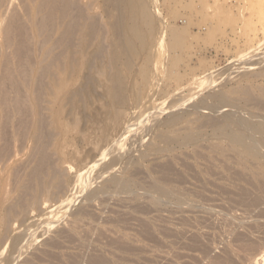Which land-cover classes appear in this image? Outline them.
I'll use <instances>...</instances> for the list:
<instances>
[{
    "label": "rangeland",
    "instance_id": "374dc122",
    "mask_svg": "<svg viewBox=\"0 0 264 264\" xmlns=\"http://www.w3.org/2000/svg\"><path fill=\"white\" fill-rule=\"evenodd\" d=\"M7 1L8 0H0V6H1L0 8H2L3 11L7 10V11H4V13L7 12L5 13L6 16H4L5 17L4 23L3 25L2 23L0 24V101L3 100V102H1L0 105L5 103L4 105L0 106V107H3V109L0 108L1 110L0 112L3 111L2 118L0 115V125L2 124L0 129L3 130V131H0V136L2 135L1 137H3L4 136L3 134H5L6 131L7 132L4 138L9 137V134H7L9 132L12 133L15 130H17V132L14 134L12 133V135L10 136V137L13 136V138L15 137L14 139L16 141L13 138L12 139L14 141L12 142L10 141L12 140L10 138H9L10 140H7L8 138L6 139L2 138L3 142L6 140L4 142L5 144L7 143V141H9V143H7L6 145L4 144L6 146L5 148L4 146L0 145L1 146L0 156H2L3 152H4L3 154L6 153L5 157L2 156L4 157V159L6 158V160L7 158H9L8 156H10V153L12 156L14 155L12 153L14 151H15L14 152L15 154L19 150H20L19 151L20 153L21 152L23 153L24 151H26L24 149L27 146L29 150L34 148V147H30L32 143V141L30 140L32 138H30L29 141L28 139L30 135L31 137L34 135L33 134L35 130L34 126H36L35 123L38 126L39 121L37 122L36 120L37 118L39 119V116L37 117L36 115L38 114L35 113L36 118L32 117L34 116V114L32 115L34 111L38 113L37 111L38 109H35V107L37 108V105L34 104L35 106L33 107L34 110H32L31 108L33 105L32 103L33 102L36 103L35 100L38 99L36 95H38L37 93L38 91L40 92V90H37V89L35 90L34 89L35 87H30V85H34V83L29 81L28 76L30 77L33 76L37 79L38 77L36 76H41L40 75L41 73L43 74V71L41 68V62H38L39 63L38 64L36 61V60L41 59V57L39 58V55L41 56L40 54L41 51H39V49L40 50L42 49L40 45L41 43H38V41L42 42V40H40V38H38L36 35L37 34V27H36L37 23L35 22L34 24V22L31 20V17L29 16V11H28V8L30 9L29 6L33 5V2L32 0H15V1L11 0L12 3L10 4L11 1L9 0V3H7ZM180 1H181L180 5L177 4L176 3L177 1H174V0H155V4L157 5L159 9H161L162 15L165 19L166 24H173L175 27L182 29L181 27H184V26L186 27V25L190 23L189 24L190 26H188L189 27L188 35H190L188 36V48H186L183 52L179 51V55L182 56V62L180 63L177 69L176 68L173 69L174 71L173 73H176L175 70H177V72L183 76V81L181 82L180 86L177 85L176 83H167V85L165 86H167L168 89L165 87L166 90L165 91L163 90L162 92L163 94L159 95L160 97L158 96L159 99L157 97L156 99H154L153 101L154 105H157L154 107H156L157 111L158 110L161 111V113H157V116L161 114L160 116L153 117V114H152L153 109L150 111V113L149 111H145V112L139 111L137 118L135 120V123H136L135 132L136 133H135V136L133 137V140L135 139L134 140L135 143L131 142V144H129L128 147H126L127 146L126 144L125 145L126 150L125 148L123 149L125 151L123 150L118 151L120 152V154L117 153L118 155H114L116 157L120 155L119 156L120 161H118L115 164L116 167L115 168L112 167L111 170H109L111 173L114 168L115 170L113 172L115 173L113 172L111 174L108 173L107 176H109V174L110 176L107 177L105 175V179H104V176L102 174L101 175L103 177L101 175H97V173L95 172L92 175L93 178L91 177L92 180L90 181L92 188H90L91 186L89 184V187L86 188L83 193H81L82 195H80L79 197L80 199L78 198L79 199L77 200L78 204L76 203L74 206H71V208L69 207L67 208V206L65 207V205L63 204V199H65V197L61 198V196H59V199L56 198L58 197L57 195H60V192H58L59 190H57L58 188L55 185H52L53 189L55 188L56 189L53 191L52 186L49 187V190H51V192H49L48 190V192L50 193V197H49L50 199L48 198V196H47V198L49 199L48 201L45 200L47 199L46 197L45 199L43 198L40 199L42 201H46L47 203L50 201L51 203L48 204L50 205V207L47 205L46 202H45L46 204L43 205L44 203L42 201L40 205V201L37 200L39 205L37 202H35L36 204L34 203V207H33V209L36 208L34 209V211L35 210L36 211L35 212L32 211L33 209L29 207L30 210L32 209L31 212H33V213H30V210L25 205H26V202L27 203L29 202L26 200V198L28 195H30L31 193L30 189L33 186L30 187L31 185L29 186L28 184H26L30 181H25L23 183L22 177L25 175L27 171L31 170L30 172L33 171L34 173V170L32 169L34 168L36 169L35 162H37L38 164L39 161H36V160L38 159L40 160L42 154L40 156L39 154L40 151L35 147L34 148L35 151L34 149H32L34 152L30 150L33 153H31L30 151L29 152L26 151L24 152L26 153L25 156L23 154L18 153L20 155H18L17 158H15L17 155L16 154L14 155L15 157H10L8 159V161L10 160L9 162L4 161L5 164L6 162L9 164V167L10 166L13 167V168L10 167L11 169L15 170L17 168L19 170L20 174L16 173L18 172V170L16 169L15 170L16 172H14V176L17 174H19L20 176L24 174L21 177L19 176V180H20L19 185L23 186L22 189L23 188L25 189V187L27 186L28 187L25 190H21L22 192H20L19 189H21V187L18 188L19 185L17 184L19 183V180L18 178H16L18 175L15 176L16 178L15 180L14 176L10 175L12 173H9L12 170L10 169L11 170L10 171L8 164H6L8 169L6 167L5 170L2 171L1 176H0V180H1L0 183H2L3 186L6 185L3 182L5 180V179L3 180V177L4 178L8 177V173L11 177L13 176L12 180L13 178L14 180L12 181L10 179L11 177L10 178L8 177L9 179L6 178L5 180L6 183L8 180L13 182L12 183L8 181L9 182L8 188H10L11 186L10 183H12L13 186H11L10 188L11 190L9 191L6 190L4 193H3L4 191L3 189H8L6 187L7 185L5 186V188H3L2 185L0 184V187H1L0 188V198L2 199V197L5 196L3 197V200L4 201H6V199L8 200L7 203L6 202L4 203L2 200H0V210L2 208V210L0 211V217H1L0 220H2L3 216H5L6 217V218L4 217L5 223L7 222V220L10 221V222H7V223H10V225L11 224L14 225L15 223V227L13 226L9 227L10 225L8 224V228H10L11 230L15 229L12 231L16 232V230H18V231H21L22 233L24 232L23 230H25L27 232L26 234L31 233L30 238H27V239H30L29 241L30 242L32 241L34 244L31 242L29 246L30 247L32 246V247L31 248L28 247L27 248L28 250L24 249L23 253L25 252V250L27 251L24 254H22L21 251L17 250V248H13L15 244L12 243L9 238L8 239L6 238L9 236L11 231L9 230L10 231L9 232L7 227H6L7 230H5L4 229L5 227L3 226L5 223L1 224L2 221H0V224H1L0 228H2V226L4 227L3 230L2 229L0 230V241L3 243V245L1 244L2 246L0 245V258H1L0 264H89V263L97 264V261H98V264H102V263L103 264H220L218 262V259L220 257H221V263L224 264L225 262L223 263L222 259L223 258L225 259L226 257H229V256L232 257L234 253L235 254L233 255V258H231L232 261L227 259V261H230L232 263L226 262L225 264H229V263L230 264H256L257 260H260L258 261L259 264H264V200H262L264 199V183H262L264 182V176L260 180L261 181L260 186L255 185L256 180L253 175V165L251 163H247L246 164L247 167H245V165L241 164L240 159L229 150L230 148L229 141L226 138H223L222 136L221 137L218 136L215 132V128L212 125L206 124L205 121H203L204 118H208V119L216 118V120L222 119L223 116L221 115L224 113V110H226L227 107H223L224 110L223 109L220 110V108L222 107L219 106V111H218V106L215 107L211 104L214 103L212 96L216 94L225 93V95H227L229 99L234 100V101L236 100L239 101V102L236 101V105L239 107L235 106L234 108H232L234 111L237 110L236 113L234 112L235 115L232 113L234 115V116L232 115V118L234 121H237L240 118H247V119L253 118L254 120L255 119L259 120L261 118V120L263 119L262 121L264 123V116H263L264 110H262V108L261 109L259 108V106L260 107L264 106V102H263L264 101V0H180ZM80 2H81V7L87 6L89 9H91V12H93L92 13L93 15L94 13L97 15L99 14L98 18L101 16L100 14L103 8H102V4L100 0H83ZM83 2L86 5H84ZM37 3H39V0H37ZM7 4H8V8L5 7V5ZM172 11L176 12V16L172 15L171 13ZM42 15L44 14L39 13L36 16L37 18L36 21L39 22L43 18ZM99 19H101V17ZM9 21L11 22V24ZM18 21L21 22V23L19 22L20 25ZM210 27L217 28L216 29L217 32L215 30L213 35L212 34L209 35L208 33L210 32L208 30L210 29ZM189 42L191 43L189 44ZM19 48L22 50H20ZM16 51H18V54ZM20 51H23L24 53ZM23 55H25V57ZM39 61H42V60H39ZM21 64L23 65L21 66ZM7 68L11 70L10 73ZM26 76H27L28 82L29 83L31 82L30 85L27 84L26 86L30 87L29 89L33 88V90L36 91L34 95V91L31 90L33 92L31 93V95H33L32 98L35 97L34 100L33 99L28 100L29 98L28 96L30 95L29 89L28 90L26 89L28 91L27 93H29V95L27 94V96H25L26 91L23 90V92L25 93L23 97L24 93L22 94V91H19V90H22V88L20 87L16 88L15 86L16 82L17 84H19L18 81L21 82V80L26 78ZM33 77H31V79L34 81L35 78L33 79ZM25 81L27 80L25 79ZM22 82H24V80ZM21 84L23 85L24 83H20L19 85ZM25 84L23 85V87L25 86ZM18 91L21 93H19ZM3 92H6V93L3 94ZM15 92L16 93L18 92L19 99L23 97L21 99H23L24 101L26 99L25 97H28L26 99L27 101H25L26 103L23 102L22 104L23 100L21 99L20 101H18L19 100L17 98L18 94L16 95ZM1 93L5 95L6 98ZM247 93L252 94V96H254L253 98L255 99L257 98L259 101L263 100L261 101L263 102V105H261L262 103L260 102H259L260 103L259 105H256L254 100L253 101L249 100L248 99L249 96ZM209 95H211L210 98H209ZM15 98L18 101L17 102L15 100L17 102V105H21L23 108L24 107L27 108L28 106L29 109L24 108L25 110L24 113L28 114V116L30 115L31 118H34L35 120L29 119L31 123L25 120V119H28L29 117H26L27 115L25 116L23 112L22 113L20 112L23 110L21 106H17L16 102L14 104L13 100ZM10 99H13V100H10ZM5 100H8L10 102V103L8 102L9 105L13 104L14 107L13 106H12L13 108L11 106L9 107L7 102H4ZM202 100H205L207 105L210 104L209 106L211 107V109H209L210 111L208 109H200V108H199L200 111L198 109L196 111L194 110L195 115L192 117L191 125H192V128L194 129L196 139L193 142H189L190 145L188 142H178L175 144H169V146L166 143H162L160 145L159 152L157 151V152L151 153L148 151V145L154 140V137H156L155 133L160 129L159 124L163 123L165 120L168 119V115H167L168 111L169 109H173V107L169 109H167V107L173 106L175 105V103L179 104L178 105L179 107L178 109H176L175 113H177L178 115L185 116V115H188L189 112L193 109V107L197 105L198 102H201ZM164 102L166 103V106ZM172 102H173V105H171ZM29 103H30L31 108L29 105H26ZM15 105L17 107H15ZM192 105L194 106L192 107V109H190L191 108L190 106ZM163 107L166 109H164ZM18 109H20L19 112H17ZM228 109L229 108H227V110ZM232 109L231 111L233 112ZM28 110H30V112L32 113L30 114ZM212 110L213 111L217 110L219 114L217 112L216 114L215 111H214V114L209 113V112H213ZM6 111H8L7 115L8 113L9 115H11L10 113L12 112H14V114L17 115V116H14V114L11 115V118H13L14 120L13 119H10V120H13V121L9 120L10 118L9 116H7V118L9 117L8 119L6 118ZM220 111L222 112V114ZM248 111H250V113H248ZM16 113L23 114L24 116H22V118L24 120H22V118H20L21 120H18L19 114H16ZM146 113H148L147 116H146ZM143 114L145 115V121L147 119L146 122L144 121ZM141 115H143V118L142 117L140 118ZM205 115L206 117H204ZM208 115H210V117ZM212 115H213V118L211 117ZM261 115L263 117H261ZM148 117H152V118L150 119ZM3 119H4V122L9 120V122H11V126H8L9 122H6L7 126L5 125V123H2ZM15 120L16 121L18 120L17 121L18 124L19 122L22 121L23 123L21 122L22 124L21 123L20 124L25 125V127L24 126L22 127L20 124L19 125L21 129H18V127H15L18 125V124H15L17 123L15 122ZM139 121H141L142 123ZM12 123L14 126L13 131H11L13 129ZM3 124H4V127H3ZM28 126H30L31 129L33 128L34 130H30L29 129L30 127ZM7 127L9 128L10 131L8 130ZM26 127H28L27 128L28 130L25 129ZM140 127H143V128H140ZM22 128L24 131L25 130L26 131L24 132ZM238 128H241L240 131L242 132H245L247 130L245 126H238ZM21 131L24 133H22ZM28 131L31 132L30 135L28 134L29 133ZM146 131L148 133V136L150 137L147 136V133H143ZM139 133L146 134L145 136L146 138H144L143 144L142 142L139 143L138 141L139 139L138 136H140ZM27 134L29 135L27 137L28 138L27 142L28 143L31 142L29 143L30 145H28V143L24 141L25 140L24 136H27ZM21 135L23 137H21ZM17 136L21 137L22 140L24 139L23 143H25L27 146L25 144H23L24 146L20 145L22 143V140L20 143L19 139L21 138L17 139ZM119 136H121V133L118 134L117 139L119 138ZM203 139L204 140L206 139V140L202 141ZM2 141L0 140L1 142L0 144L3 143ZM17 141H19V144ZM130 141H132V139ZM133 144H136L135 145L136 147L134 146L135 148L132 147ZM9 145L11 146L9 147ZM14 146L16 147L14 148ZM19 146H21V149L25 147L23 151L17 148ZM75 147L76 146H74V148ZM74 148L71 149V153L69 154V157H68V163L65 165V167L72 166L74 170H76L79 165V160H77L75 157L76 153H75ZM139 148L141 151L139 150ZM5 150H7V152ZM36 150H38L39 152H37ZM27 152L31 155L32 160H30V157H28L27 159L26 155L30 156L29 154H27ZM148 152L149 154H147ZM34 153H38L39 155L38 154L34 155ZM36 156L40 158L35 160V158H37ZM114 156L111 157L112 161H113V158L114 160L118 159ZM2 157L0 158V162L2 161ZM33 157H34L35 162L33 161ZM29 160L31 161L32 164L34 162V166H32L31 163L30 165H28L29 167L32 166L30 170L27 169L29 168L27 166V164L30 162ZM131 160L135 162L134 166H130ZM170 160L172 161L170 162L172 165H169ZM26 161H29V162H26ZM154 163L157 166L154 165ZM163 163H166L165 164L166 167L168 165L167 168L169 170L166 169V171H164L165 170L164 168H166L164 166L161 167V170L159 169L160 168L159 165H162ZM5 164L1 162L0 167H2ZM186 164H187V167H186ZM23 165L25 166V168ZM169 166L171 167L173 166L172 167L173 169L171 167L169 168ZM191 166L193 167L194 170L193 169L191 170L192 168ZM2 168L0 169V171L3 170ZM25 169H27V171H25ZM137 169L139 171L141 169V171L145 172L146 174L142 173L143 174L142 175L141 172L137 171ZM151 169L153 170V172ZM170 169H171V172L173 173L172 175H171ZM105 171L107 170H104V174H105ZM131 171H135L136 175ZM156 171L158 173H156ZM159 171H161V173L165 172V175L167 174V171L169 172L166 175L167 177L163 175L164 178L161 179L159 177L160 176L163 177V176ZM237 171L239 173H237ZM6 172H7V176L6 174L2 176ZM214 172H217V174ZM65 173H66L65 178L67 179L71 178L73 174H74L73 176L76 175L74 171L72 170L68 171L66 168H65ZM196 173L199 175V177ZM26 174H29V172ZM133 175L135 176L133 177ZM32 176H33L32 173L30 175H25V177L27 178L26 180H29V178L31 179ZM115 176L118 178H129L131 180L132 190H129L127 192H120L112 187H110L111 188L110 189L108 182L110 181L112 177H115ZM165 178L166 179L172 178V180L174 179L173 181H175V183L171 181V179H170L171 182L168 179L167 182L165 183V180H166ZM178 178H181V180ZM24 180L25 179H23V181ZM155 181H160L162 182L164 186L170 188L174 192L176 197L175 198L166 197V196H159L157 194H154V192L150 188H151V185ZM250 182L252 183L253 186L251 185ZM203 186H205L204 187L205 190ZM14 187L18 189H16L15 191ZM98 187L100 189L102 188V190H100ZM94 188L96 189V191H94ZM27 190L29 191V194ZM55 191L56 193L58 192L59 194L54 193ZM133 191H135V193ZM25 192L27 193V195L25 194ZM36 192L34 193L40 197L39 193L37 194ZM132 192L133 194L131 195ZM7 193L8 195L10 193L12 195L10 194V196L7 195L6 197L5 194ZM23 193L25 194L26 198L24 197ZM18 194L22 195V197L26 200V202H23L24 199ZM52 194H55L56 197ZM150 194L151 196H149ZM13 195L15 196V198L12 197ZM32 195H30V197H28L27 199L30 198L31 200L32 199L31 197H33ZM129 196H130V199H129ZM146 196L148 199L146 198ZM20 197L23 200L21 199L19 200L20 202H18L16 198H20ZM143 197H145L146 199ZM52 198H54L53 201H52ZM92 198L94 200H92ZM177 198H179V200ZM12 199L14 203H16L14 206H12L14 204ZM258 199L260 202H258ZM1 201L4 204H8V205H10V203H13L11 206L14 208L12 207H11L12 209L7 208L8 205H6V207H2L4 204L1 203ZM165 201H166V204H164ZM19 203L21 204L23 203L22 207L25 206V208L28 209L27 212H29L30 214L28 213V215H26L27 213L26 211H24L25 209H23L22 207L21 208L23 210L20 209V213H18L19 212L18 210L20 207ZM169 203L172 205H170ZM176 206H179L178 208L180 209H178ZM180 206H182L183 208ZM17 208L18 210L16 211L15 209ZM6 209L7 211L8 209L10 210L9 213L6 211ZM41 210L42 212L45 210L44 211L45 213L44 212L42 213ZM87 210L89 213L87 212ZM141 210L142 212H140ZM2 211L4 212L3 214H2ZM57 211L59 214L57 213ZM24 212L26 213L25 215H24ZM11 213L15 215V218L13 219H15L16 222L14 223L13 222L11 223V221L13 220V219L11 220V218L14 217V216H11ZM76 213L78 214L76 215ZM8 214L11 217L8 216ZM236 214L238 216H236ZM49 216L51 217L47 219L46 217H49ZM42 218L44 220H41ZM176 219L179 221H177ZM35 221L40 222V223H37L39 225L36 224L39 227V230L37 226H36L37 228H35V226L31 225V223H34ZM184 221H186V223ZM49 222L51 224H49ZM230 226H232V228ZM129 227L130 229H127ZM28 228L29 230L27 231ZM251 228L252 229L254 228V229L252 230ZM228 229L230 232L228 231L229 233L228 232L226 233ZM30 230H33V231L31 232ZM2 231H3V234L4 233L7 234L6 237H2L1 235ZM34 231H36V233H34ZM239 234H241V236ZM232 235L235 238H233ZM238 235L240 237L237 239ZM245 236H248V237H245ZM241 237L244 239L239 240V239H242ZM1 238L6 241L2 240ZM248 239L249 241L252 242V243L251 242L249 243V244H252L251 246L247 243L249 242ZM245 240H247V242ZM242 242H244L245 245H243ZM246 243L248 244V246L246 245ZM242 245H243V249H242ZM226 246L229 250L233 251L232 252L233 254H230L229 256L228 255L225 256V254H229L227 253L228 249H225ZM246 246L248 247V249L246 248ZM5 247L9 248V250L7 249L4 251ZM231 248H233L234 250H232ZM237 248L241 249V251L243 250L242 253L238 249L240 254H237L239 253L238 250H236ZM3 251L5 253H3ZM223 251H226V252H223ZM1 252H2V255L4 254L3 256L1 255ZM46 252H48V254ZM20 254L21 256H19ZM235 255L238 256L239 258L236 257ZM235 259L237 261H235Z\"/></svg>",
    "mask_w": 264,
    "mask_h": 264
},
{
    "label": "bare ground",
    "instance_id": "6f19581e",
    "mask_svg": "<svg viewBox=\"0 0 264 264\" xmlns=\"http://www.w3.org/2000/svg\"><path fill=\"white\" fill-rule=\"evenodd\" d=\"M80 1H83V0H63V1L62 0H39V3H37V0H32L33 5L29 6L30 9L27 7L28 11H29V16L31 17V20L34 22V24H35V22L37 23V25H36L37 34L36 35L38 38H40V40H42V42L38 41V43H41L40 45H41V49H42V50L39 49V51H41V53L39 52L41 54V56L39 55V58L41 57V59H39V60H42V61H39L36 59L35 60L37 61V63L41 62V68L43 71V74L42 73L40 74L41 76H36V77H38L37 79L35 77L31 76V77H33V79L34 78L36 79V80L34 79V81L31 79L30 76H28L29 81L34 83V85H30L31 82L30 83L28 82L27 76L25 78L27 81H25V79H23L24 82H22L23 80H21V82L18 81L19 84L20 83L25 84V82H26L24 87H23L24 84L19 85V84H17V82L15 85L16 88L17 87L22 88V90L18 89L19 91H22V94L24 93L23 90L26 91L25 92L26 95L24 93L23 97H24V95L27 96V94L29 95V93H30V95H31V93H33L32 91H34V90H33V88L29 89L30 87H35L34 88L35 90L36 89L40 90V92L38 91V93H37L38 95H36L38 98L35 100L36 103H34V102L32 103L33 104L32 108L30 106L31 102L29 104H26V105H29L32 110H34V108H33V107H35L34 104L37 105V108L35 107V109H38L37 110L38 113L35 111L33 112L31 109L30 110L33 113L30 112V110H28V111L30 114L31 113H32V115L34 114V116H32L34 118H36L35 115L38 114V115H36L37 117L39 116V119H40L39 120L37 118V120H36L37 122L39 121L38 126L36 123H35L36 126L33 125L35 130L33 128L31 129V127L28 126V127H30L29 128L30 130H34V133H33L34 135L31 137V135H30L31 132L28 131L29 133L28 132H26V133H28L30 135L29 139L27 138L29 136L28 134H27V136H24L25 140L23 139L24 141L27 142V139L29 141L30 138H32L33 140L31 139L30 141H32V143H34L35 145L32 144L31 142H29V143H31L30 147H34V148L36 147L40 151V153H39L40 156L42 154L41 158L37 157V156H36L37 158H35V160L40 158V160L39 159L36 160V161H39L38 164H37V162L34 161V157H33V161L36 163V169L35 168L32 169V170H34V173H33V171L30 172L31 171L30 168L32 166H34V162L32 161L33 164L31 163L30 160H32V157L28 153L30 150L33 151L32 149H34V148L29 150L28 146L25 143H23V140L21 138L23 136L22 135H21V137L17 136V139L21 138V139H19L20 143L22 140V143L20 145L25 144L27 146L26 148L24 147L25 149L23 148L24 145L22 146V148L24 150L28 151L27 154L30 155V156L26 155L27 159H28V157H30V160H29L30 162L26 161V162H29L27 164V166L30 165V163L32 164L31 167L28 166L29 168H27V166H26V168L29 169L30 171H27V169H25V171H27L26 173L29 172V174H26L25 172H23V173H25V175H30L32 173L33 174L32 178H31L32 180L30 178H29V180H26L27 178L25 177L24 174H22V175H24L22 178L25 179L24 181L22 179V182L24 183L25 181H30L26 184H28L29 186L31 185L30 187L33 186L30 189V192H31L30 195L33 194L32 195L33 197H31L32 198L31 200H30V198L27 199L28 197H30V195H28L27 198L25 197V194L27 195V193H26L28 191L27 190L25 192V194L24 193L23 194H24V197L26 198V200L29 201L28 203L22 197V195L18 194L24 200L21 197L16 198L18 200V202H20L19 200H21V199L23 200V202H26L25 206L28 207V209H29V207H31L33 209L34 203L35 202L38 203L37 200L40 201V205H41L42 200H40V199H42V198L45 199V197L47 198V196L49 198L50 197L49 192H51V190H49V187H51L52 185H55L58 188L57 190H59L58 192H60V195H57L58 197H56L55 194H52V195H54L58 199H59V196H61V198L65 197V199H63V204L65 205V207L67 206V208L68 207L71 208V206H74L77 203V200L80 199L79 197H80V195H82L81 193H83L85 191V189L89 187V184L91 186L90 181L92 180L91 179L92 175L96 172L97 175L102 174L104 176V179H105V175L107 176V174L110 173L109 170H111L112 167L115 168L116 167L115 164L118 161H120L119 160L120 155L118 157H116L114 155L120 154V152H118V151L123 150L125 148L126 144H127L126 147H128V145L131 144V142L135 143L134 142L135 139L133 140V137L135 136V133H136L135 132V129H136L135 120L137 118L139 111H141V112L142 111L143 112L149 111V113H150V111L153 109L152 110L153 117H156L157 113H161V111H159V110L157 111L156 107H154V106H157V105H154V102H153L154 99H156V97L158 98L159 95L163 94L162 93L163 90L165 91L166 88L168 89V87L165 86V85H167V83H176L177 85L180 86L181 82L183 81V76L180 75L177 72V70H175L176 73H173L174 72L173 69L174 68L177 69L178 66L180 65V63L182 62V56L179 55V51L183 52L186 48H188V36H190V35H188V32H189L188 26H190L189 25L190 23L188 25H186V27L185 26L181 27L182 29L175 27L173 24H166L165 19L162 15V11L155 4V0H100L101 4H102V8H103V10L101 11V14H100L101 19H99L100 17L98 18L99 14L97 15L94 13V15H93L92 14L93 12H91V9H89L87 6L81 7ZM174 1H177L176 3L180 5V2H181L180 0H174ZM7 3H9V0L7 1ZM11 3H12V1L10 2V4ZM83 4H84V2H83ZM84 5H86V4H84ZM2 7H3V5H2ZM5 7L8 8V4L5 5ZM0 9H1L0 10V24L2 23V25H3V23L5 21L4 16H6L5 13H7V12L4 13V11H7V10L3 11L2 8H0ZM39 13H43L44 15H42L43 16V18L41 19L42 21L40 20L38 22V21H36L37 20L36 16ZM171 13H172V15L176 16L175 11H172ZM95 15H97V16H95ZM19 22L20 21H18V23ZM20 23H19V25H20ZM10 24H11V22H10ZM10 26H12V25H10ZM7 27H9V26H7ZM213 28L210 27V29L208 30L210 32V33L207 32L209 35L210 34L213 35L215 30L217 29L215 27H213ZM216 32H217V30H216ZM220 32H221V30H220ZM190 43L191 42H189V44ZM23 44H24V42H23ZM20 50H22V49H20ZM4 51H6V50H4ZM16 52L18 54V51H16ZM20 52L24 53L23 51H20ZM23 56L25 57V55H23ZM9 62H10V60H9ZM22 63H23V61H22ZM22 65L23 64H21V66ZM8 71L10 73L11 70L8 69ZM14 78H15V76H14ZM204 79H206V78H204ZM202 82H204V81H202ZM27 84L30 85V87H27L26 86ZM17 85H19V86H17ZM23 88H25V89H23ZM163 88H165V89H163ZM26 89L27 90L29 89L30 92L27 93L28 91ZM219 90H221V89H219ZM15 91H17V90H15ZM18 92L17 93L15 92V94L16 95L18 94L17 98L19 99V93H21V92H19V93ZM4 93H6V92H3V94ZM35 93H36V91H34V95H35ZM22 94H21V96H22ZM166 94H168V93H166ZM247 94L249 96L248 99L251 101L254 100L256 105H259L260 103H262L261 105H263L264 101L261 100V98H260V100L263 102L259 101L257 98L256 99L253 98L254 96H252V94H250V93H247ZM30 95L28 96L29 98L28 97H25V98L26 99L28 98V100L29 99L34 100L35 97L32 98L33 95H31V96ZM3 96L5 97V95H3ZM38 96H40V97H38ZM210 96L211 95H209V98H210ZM14 97H16V96H14ZM23 97H21V98H23ZM189 98H191V97H189ZM20 99L18 101H20ZM26 99H25V101H27ZM212 99H213L214 103L211 105H213L215 107L218 106V111H219V106L222 107V108H220V110L223 109V107H227L229 109L228 110H227V108H226V110L223 109L224 115L220 111L222 114L221 116H223L222 119L216 120V118L214 119L213 115H212L211 117L213 119L204 118L203 121H205L206 124L212 125L215 128V132L218 136H220V137L222 136L223 138H226L229 141V143H230V146L228 145L230 147L229 150L240 159L241 164L245 165V167H247L246 166L247 163H251L253 165V175H254V178L256 180L255 185L260 186V183H261L260 180L264 176V123L262 121L263 119L262 120H261V118L259 120L255 119L256 120V122H255V120L253 118H251V119L250 118H248V119L247 118H240L239 120L234 121L232 118V115L234 114V112L236 113L237 110L234 111L232 108L237 106L236 105L237 100L235 99L236 101H234V100L229 99V97L227 95H225V93L224 94H216V95L212 96ZM8 100H5L4 102H7V104L9 105L10 102ZM10 100H13V99H10ZM15 100H16V98L13 100L14 104L17 101V100L15 101ZM21 100H23V99H21ZM25 101L23 100L22 104ZM204 101L205 100H202L201 102H198V104L196 103L197 105L194 104L195 106L194 105L190 106L191 107L190 109H192L193 106L195 108L193 107V109L191 111L188 110L190 112L188 115H185V116L178 115L177 113H175L176 109H178V107H179L178 106L179 104L175 103V105H177V106H175V105H173V102H172L171 105H173V106H169V107H167V109L172 108V107H173V109H169V111L167 110L168 111V114H167L168 119L165 120L163 123L159 124L160 129L155 133L156 137H154V140L148 145V151L151 153H154L157 151L159 152L160 151L159 148H160V145L162 143H166L169 146V144H175L178 142H188V143L193 142L196 139V135L194 133V129L192 128L191 120H192V117L195 115V111L197 109L199 110V108L200 109H208V110L211 109V107L209 106L210 104L207 105L206 101L205 102ZM1 102H3V100L0 101V103ZM17 102H16V105H17ZM175 102H177V101H175ZM237 102H239V101H237ZM4 104H1V105H4ZM18 104H20V103H18ZM16 105H15V107L21 106V105H17V106ZM10 106L14 107L13 104L9 105V107ZM165 106H166V103H165ZM160 107H162V106H160ZM237 107H239V106H237ZM263 107L264 106H261V107L259 106L260 109L262 108V110H264ZM0 108L3 109V107H0ZM24 108L22 111H20L21 113L22 112L24 113V111H25ZM27 108H28V106H27ZM27 108H25V109H27ZM186 108H187V106H186ZM20 109H18L17 112H19ZM164 109H166V108H164ZM231 109L233 110V112L231 111ZM167 111H166V113H167ZM199 111H197V112H199ZM214 111L209 112V113L214 114ZM2 112H0L1 118L3 116ZM7 112L8 111H6V118H7V116H9L10 117V118L8 117L9 120L13 119V118H11V115L14 114V112L10 113L11 115H9V113L7 115ZM202 112H203V110H202ZM216 112H217V110L215 111V113ZM21 113H16V114H19L18 115L19 118L17 117L18 120H21L20 118H22V116H24V115L25 116L27 115L26 117H29L28 119H25L27 122H30L29 119L30 120L34 119V118H31L30 115L28 116V114H26V113H24V115ZM217 113L219 114V112H217ZM248 113H250V111H248ZM143 115H141L140 118L141 117L143 118ZM147 115H148V113H146V116ZM160 115L161 114H159L158 116H160ZM257 115H259V114H257ZM14 116H17V115L14 114ZM149 116H150V114H149ZM208 116L210 117V115H208ZM263 116L261 115V117H263ZM204 117H206V115ZM148 118L151 119L152 117H148ZM235 118H236V116H235ZM4 119L2 120L3 121L2 123H5V125H6V122H9V120L6 121L7 120L6 119L5 120L6 122H4ZM138 119H139V117H138ZM161 119H163V118H161ZM13 120H10V121H13ZM22 120H24V119L22 118ZM17 121L15 120V122H17ZM144 121H145V115H144ZM146 121H147V119H146ZM21 122H19V124ZM139 122H141V121H139ZM158 122H159V120H158ZM15 124H18V122ZM19 124L15 127H18V129H21V127H20L21 124L20 125ZM1 125H0V128H1ZM28 125H29V123H28ZM147 125H148V123H147ZM8 126H11V122H9ZM21 126L25 127V125H21ZM238 126H245L247 130L244 128L246 131L242 132V131H240L241 128H238ZM3 127H4V124H3ZM12 127H13V129L11 131L14 130L13 123H12ZM28 127H26L25 129H27ZM138 128H139V126H138ZM140 128H143V127H140ZM8 130H9V128H8ZM22 130H23V128H22ZM195 130H196V128H195ZM0 131H3V130L0 129ZM6 132H5V134H6ZM16 132H17V130L13 131L12 133L14 134ZM19 132H20V130H19ZM24 132H22V133H24ZM12 133L11 132L7 133V134H9V137H6V138H8L7 140H10L13 138V136L10 137L12 135ZM22 133H20V134H22ZM119 133H121V136H119V138L117 139ZM143 133H147V131L143 132ZM143 133L142 134L139 133L140 136H138L139 137L138 141H139V143L142 142V144H143L144 138H146L145 137L146 134H143ZM149 133H151V132H149ZM5 134H3V135L5 136ZM17 134H15V135H17ZM1 136H0V140L2 141V138H4V136L3 137H1ZM147 136H148V133H147ZM210 136H211V134H210ZM148 137H150V136H148ZM6 138H4V139H6ZM13 139L10 141L12 142L15 140V139L14 140ZM75 139H76V141H75ZM131 139H132V141H130ZM205 140L203 139L202 141H205ZM74 141H75V143H74ZM4 142L0 145L4 146V148H5L6 147L5 145L7 143H9V141H7L6 144ZM11 142H10V144H11ZM17 142L19 144V141H17ZM13 143H12V145H13ZM29 143H28V145H30ZM32 145H34V146H32ZM135 145L136 144H133L132 147L135 148L136 147ZM189 145H190V143H189ZM10 146L11 145H9V147ZM74 146H76V147L74 148ZM140 146H141V144H140ZM15 147L16 146H14V148ZM0 148H1V146H0ZM17 148L21 149V146H19ZM27 148H28V150H27ZM72 148H74V150H75L76 159L79 160V165H78V168L76 170H74V168L72 166H66L65 167V165L68 163V157H69V154L71 153ZM81 148L84 151H82ZM23 149H21V151H23ZM7 150H5V151L7 152ZM38 150H36V151L39 152ZM125 150H126V148H125ZM125 150H123V151H125ZM139 150H140V148H139ZM173 150H175V149H173ZM19 151L16 152L17 155L14 153L15 151L14 152L11 151L14 155H16V157L14 155L12 156L11 153H10V156H8V157L9 158L10 157L17 158V156L20 154H23L25 156L26 153H24V152H26V151H24L23 153L22 152L20 153ZM34 151H35V149H34ZM33 152H31V153H33ZM149 152L147 154H149ZM3 153H2V156L5 157L6 153L5 154H3ZM18 153H20V154H18ZM35 154H38V153H34V155ZM0 155H1V151H0ZM2 156H0V158ZM113 156L118 158V159L114 160V158H113V161H112L111 157H113ZM165 156H167V155H165ZM4 157H2V161H1V162H3V164H5L4 161H8V159H9V158H7V160H6V158L4 159ZM126 159H128V158H126ZM1 162H0V164H1ZM170 162H172V161L170 160L169 163ZM6 164H8V163L6 162ZM6 164L2 166L3 168L0 167V169L1 168L3 169L0 171V176H1L2 171H4L5 168L7 167ZM165 164L166 163L159 165V167H160L159 169L161 170L162 166L166 167ZM134 165H135V162L131 160L130 166H134ZM154 165H156V164L154 163ZM169 165H172V164L170 163ZM8 167H9V164H8ZM8 167H7V169H8ZM10 167H12V166H10ZM10 167H9V170L11 169ZM167 167H168V165H167ZM167 167L164 168L165 169L164 171H166V169H168ZM170 167L171 166H169V168ZM186 167H187V164H186ZM24 168H25V166H24ZM65 168L68 171H71V170L74 171L76 173V175L73 176L74 174L72 173L73 177L71 176V178H69V179L65 178L66 177ZM114 168H113V171L115 170ZM163 168H162V170H163ZM188 168H189V166H188ZM192 169H193V167L191 168V170ZM11 170H10L11 172H9V171L8 172L12 173L10 175L14 176V172H16V171L14 169H11ZM104 170H107V171H105V174H104ZM207 170H209V169H207ZM225 170H227V169H225ZM249 170H251V169H249ZM21 171H23V170H21ZM137 171H139V170L137 169ZM164 171H162V172H164ZM131 172H133L136 175L135 171H131ZM139 172H141V174L145 173V172H142L141 169ZM152 172H153V170H152ZM159 172L161 173V171H159ZM168 172L169 171H167V174H168ZM170 172H171V169H170ZM9 173H8V177L10 178L11 176L9 175ZM16 173L20 174L19 170ZM113 173H115V172H113ZM156 173H158V172L156 171ZM214 173L217 174V172H214ZM233 173H235V172H233ZM237 173H239V172L237 171ZM5 174L7 176V172L4 173L2 176H4ZM19 174H17L18 176L15 175V176H17L16 178H18V180H19V176H20ZM110 174H109V176H110ZM161 174L163 176V175H165V172L161 173ZM172 174L173 173L171 172V175ZM135 175H133V177ZM166 175H165V177H167ZM15 176H14V178H15ZM109 176H107V177H109ZM8 177H6V178H8ZM12 177L10 178L11 180H12ZM198 177H199V175H198ZM6 178L3 177V180L4 179L6 180ZM14 178H13V180H14ZM16 178H15V180H16ZM159 178L162 179V178H164V176L163 177L160 176ZM239 178H240V176H239ZM1 179H2V177H1ZM168 179H169V181H170V179H171V181L174 180V179L172 180V178H168ZM168 179L165 180V183L167 182ZM178 179L181 180V178H178ZM231 179H233V178H231ZM5 180L3 182H4V184L7 185V186L6 185L5 186L8 188L9 187L8 183L12 182L13 180L12 181L8 180L9 182L7 181V183L5 182ZM214 181H216V180H214ZM0 182H1V180H0ZM33 182H34V184H33ZM173 182L175 183V181H173ZM252 182H253V180H252ZM12 183H10L11 186H13ZM16 183H18V182H16ZM147 183H149V182H147ZM212 183H214V182H212ZM229 183H231V182H229ZM262 183H264V182H262ZM0 184L2 185V183H0ZM19 184H20V180H19V183L17 185H19ZM96 185H98V184H96ZM108 185H109V188L112 187V188H114L120 192H127L129 190H132L131 189V180L129 178H118L115 176V177H112L110 179V181L108 182ZM251 185H252V183H251ZM5 186L2 185L3 188H5ZM11 186H10V188H11ZM55 186H54V188H55ZM19 187H21V189H19V190H20V192H22L21 190H25L28 186L27 187L24 186L25 189L24 188L22 189L23 186H21V185H19L18 188ZM204 187L205 186H203V188ZM10 188L3 189L4 191L2 189L1 190L4 193L6 190L7 191L11 190ZM14 188H15L14 189L15 191H16V189H18L16 187H14ZM90 188H92V186ZM257 188H258V186H257ZM52 189H53V186H52ZM55 189H53V191ZM150 189L154 192V194H157L159 196L174 197V198L176 197L174 192L170 188L164 186L162 184V182H160V181H155L151 185ZM48 190H49V192H48ZM100 190H102V188ZM133 190H134V188H133ZM185 190H186V188H185ZM204 190H205V188H204ZM36 191H38V192H36ZM94 191H96L95 188H94ZM34 192H36L37 194L39 193L40 197L38 195H36ZM58 192L56 193V191H55L54 193L59 194ZM133 192L135 193V191H133ZM133 192L131 193V195L133 194ZM10 194L8 195V193H7L5 195L7 197V195L10 196ZM28 194H29V191H28ZM147 194H149V193H147ZM98 196H100V195H98ZM130 196H129V199H130ZM149 196H151V194ZM3 197H5V196H3ZM3 197H2V199L0 198V200H2L4 203L5 202L7 203L8 200L6 199V201H4ZM12 197L15 198L14 195ZM48 198L45 200L48 201L50 199V198L49 199ZM54 198H52V201L54 200ZM143 198H145V197H143ZM146 198H147V196H146ZM152 198H153V196H152ZM8 199H9V197H8ZM177 199L179 200V198H177ZM259 199H258V202H260ZM92 200H94V199L92 198ZM131 200H133V199H131ZM262 200H264V199H262ZM2 201H1V203H3ZM12 201H13V199H12ZM166 201H165V203L164 202L163 203L166 204ZM42 202L44 203L43 205H45L47 203L46 201H42ZM13 203H14V201H13ZM13 203H10V205L4 204L3 206L2 205L1 206L6 207V205H8L7 208L12 209V208H14L12 206H14L16 204V203H14V204ZM49 203H51V202L49 201L47 203V205ZM19 204H20V207L17 206V207H19V210H18V208L15 210L16 211L18 210L19 211L18 213H20V209L23 208V209H25L24 211H26V213H27L26 214L24 212V215L25 214L28 215V213H29V212H27L28 209L25 208V206L22 207L23 203L22 204L19 203ZM32 204H33V206H32ZM38 205H39V203H38ZM170 205H172V204H170ZM48 206L50 207V205H48ZM176 207L178 208L179 206H176ZM180 207H182V206H180ZM184 207H186V206H184ZM147 208H148V206H147ZM34 209H36V208H34ZM34 209L32 211H34ZM178 209H180V208H178ZM1 210H2V208H1ZM31 210H30V213H33V212H31ZM3 211H2V214L4 213ZM6 211H7V209H6ZM9 211L10 210L8 209L7 212L9 213ZM79 211H80V209H79ZM182 211H183V209H182ZM22 212H21V214H22ZM41 212H42V210H41ZM87 212H88V210H87ZM140 212H142V210ZM57 213H58V211H57ZM77 214L78 213H76V215ZM24 215H23V217H24ZM8 216H10V215L8 214ZM8 216H7V218H8ZM11 216H14L11 218V220L13 218H15V215H13L12 213H11ZM47 216H48V214H47ZM236 216H238V215L236 214ZM4 217L5 216H3V219L0 220V221H2L1 224L5 223ZM28 217H30V216H28ZM28 217H26V218H28ZM50 217L51 216L46 217V218L48 219ZM239 217H241V216H239ZM0 219H1V217H0ZM227 219H229V218H227ZM9 220H10V218H9ZM13 220H15V219H13ZM13 220L11 221V223L16 222V220L15 221H13ZM29 220H31V219H29ZM41 220H44V219L42 218ZM111 220H112V218H111ZM108 221H110V220H108ZM177 221H179V220H177ZM180 221H181V219H180ZM7 222H10V221L7 220ZM184 222L186 223V221H184ZM6 223L3 225L5 228L2 226V228H0V230L1 229L3 230V228H4L5 230L8 229V231L10 230L11 232L9 231L10 234L8 237H6L7 234L4 233L5 234V236H4L3 231H2V234H1L2 237H6L7 239L9 238L11 240V242L15 244V246H13V248H17V250L22 252V254L26 253L27 252L26 250L24 253H23V251H24V249H27L28 247H30L29 245L31 244L32 241L30 242L29 241L30 239H27V238H30L31 233L26 234L27 232L25 230H23L25 233L24 232L21 233V231H18V230H16V232L12 231L15 229L11 230L10 228H8V224L10 225V223H7V225H6ZM37 223H40V222L35 221L34 223H31V225L35 226V228H37L38 227L37 225H39ZM49 224H51V223L49 222ZM11 226L15 227V223H14V225L11 224L9 227H11ZM30 226H29V228H30ZM6 227H7V229H6ZM230 227L232 228V226H230ZM29 228L27 229V231L29 230ZM41 228H43V227H41ZM235 228H237V227H235ZM59 229H61V228H59ZM127 229H130V227ZM38 230H39V227H38ZM30 231L32 232L33 230H30ZM228 231H229V229L226 231V233ZM34 233H36V231H34ZM69 234H71V233H69ZM28 235H29V237H28ZM239 235L241 236V234H239ZM239 235H238L237 239L240 237ZM35 236H36V234H35ZM245 237H248V236H245ZM32 238H33V236H32ZM72 238H74V237H72ZM233 238H235V237L233 236ZM237 239H235V240H237ZM243 239L244 238L239 239V240H243ZM2 240H4V239H2ZM53 240H54V238H53ZM4 241H6V240H4ZM33 241H34V239H33ZM245 241L247 242V240H245ZM248 241H249V239H248ZM230 242H232V241H230ZM250 242L251 241H249L247 243L249 244ZM242 243H243V245H245L244 242H242ZM247 243H246V245L248 246ZM1 244L3 245V243L0 241V245ZM127 244H128V242H127ZM10 245H12V244H10ZM243 245H242V249H243ZM249 245L251 246L252 244H249ZM247 246H246V248L248 249ZM230 247H231V245H230ZM7 249L9 250V248L5 247L4 251ZM225 249H228L227 246ZM231 249L234 250L233 248H231ZM238 249L239 248H237L236 250H238ZM239 250L241 251V249H239ZM239 250H238V252H239ZM4 251H3V253H5ZM242 251H241V253H242ZM223 252H226V251H223ZM232 252L233 251L228 249L227 253H229V254H225V256L226 255L229 256L230 254H233ZM46 253L48 254V252H46ZM237 254H240V252ZM1 255H2V252H1ZM233 255H232V257L229 256V257H226L225 259L222 257L223 258L222 262L223 263L224 262L225 263L230 262V261H227V259L232 261L231 258H233ZM19 256H21V254ZM236 257H238V256H236ZM235 261H237V260L235 259ZM258 261H260V260H257L256 264H259ZM218 262L220 264H222L221 263V257L218 259ZM230 263H232V262H230ZM97 264H98V261H97Z\"/></svg>",
    "mask_w": 264,
    "mask_h": 264
}]
</instances>
